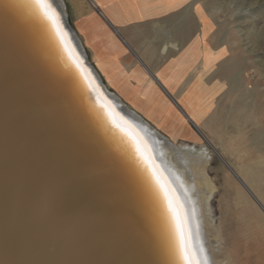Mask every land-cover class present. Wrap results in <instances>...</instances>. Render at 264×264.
<instances>
[{
	"label": "water",
	"instance_id": "obj_1",
	"mask_svg": "<svg viewBox=\"0 0 264 264\" xmlns=\"http://www.w3.org/2000/svg\"><path fill=\"white\" fill-rule=\"evenodd\" d=\"M60 99L0 27V264H148L118 182Z\"/></svg>",
	"mask_w": 264,
	"mask_h": 264
},
{
	"label": "bare ground",
	"instance_id": "obj_2",
	"mask_svg": "<svg viewBox=\"0 0 264 264\" xmlns=\"http://www.w3.org/2000/svg\"><path fill=\"white\" fill-rule=\"evenodd\" d=\"M50 3L59 15L63 36L44 17L36 0H0V27L27 51L30 61L61 97V106L73 127L118 182L147 263L183 264L171 215L153 177L154 169L178 197L188 217L190 246L202 262L216 264L206 234L200 191L183 154L117 97L104 91L87 65L80 44L66 27L64 1ZM116 124L137 136L149 163Z\"/></svg>",
	"mask_w": 264,
	"mask_h": 264
},
{
	"label": "crops",
	"instance_id": "obj_3",
	"mask_svg": "<svg viewBox=\"0 0 264 264\" xmlns=\"http://www.w3.org/2000/svg\"><path fill=\"white\" fill-rule=\"evenodd\" d=\"M63 1L66 27L106 93L171 141L205 135L193 111L209 108L216 87H231V71L228 49L216 47L214 21L197 3Z\"/></svg>",
	"mask_w": 264,
	"mask_h": 264
},
{
	"label": "rangeland",
	"instance_id": "obj_4",
	"mask_svg": "<svg viewBox=\"0 0 264 264\" xmlns=\"http://www.w3.org/2000/svg\"><path fill=\"white\" fill-rule=\"evenodd\" d=\"M191 1L214 21L216 47L228 49L231 87H216L209 108L193 111L212 145L201 136L171 141L152 128L193 175L216 264H264V0Z\"/></svg>",
	"mask_w": 264,
	"mask_h": 264
},
{
	"label": "snow or ice",
	"instance_id": "obj_5",
	"mask_svg": "<svg viewBox=\"0 0 264 264\" xmlns=\"http://www.w3.org/2000/svg\"><path fill=\"white\" fill-rule=\"evenodd\" d=\"M36 3L38 4L44 17L52 23L53 27L57 31V34L63 36L64 33L62 25L59 23V15L50 3V0H36ZM113 123L115 124V121H113ZM115 126L120 128L122 132H125V134L129 136L136 147L138 154H140L141 157L145 159V163H149L148 159L144 157V153L141 150L137 136L133 135L127 129L122 128L119 124H116ZM153 177L156 179V182L163 193L165 202L167 204V210L171 215L179 242V256L183 264H207V261H201L197 250L190 246L191 230L188 225V217L183 213L182 205H180L178 197H176L174 192H172L164 183L161 182L154 169ZM199 251L202 252L203 249L201 248Z\"/></svg>",
	"mask_w": 264,
	"mask_h": 264
}]
</instances>
